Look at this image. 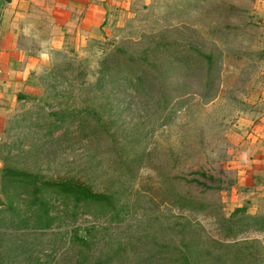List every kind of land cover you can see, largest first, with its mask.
<instances>
[{"label": "rangeland", "instance_id": "obj_1", "mask_svg": "<svg viewBox=\"0 0 264 264\" xmlns=\"http://www.w3.org/2000/svg\"><path fill=\"white\" fill-rule=\"evenodd\" d=\"M116 1L0 131V176L109 204L49 195L46 228L21 208L26 224L0 225V264H264V0Z\"/></svg>", "mask_w": 264, "mask_h": 264}, {"label": "crops", "instance_id": "obj_2", "mask_svg": "<svg viewBox=\"0 0 264 264\" xmlns=\"http://www.w3.org/2000/svg\"><path fill=\"white\" fill-rule=\"evenodd\" d=\"M116 0H0V131L47 60L72 38L104 25ZM253 139L252 173L264 184V142ZM261 175V176H260Z\"/></svg>", "mask_w": 264, "mask_h": 264}, {"label": "trees", "instance_id": "obj_3", "mask_svg": "<svg viewBox=\"0 0 264 264\" xmlns=\"http://www.w3.org/2000/svg\"><path fill=\"white\" fill-rule=\"evenodd\" d=\"M63 114L56 117V121H65ZM58 195L65 198V201L75 199L84 204L92 202L98 206H108L107 197L100 193H95L80 184L67 182H49L39 180L38 176L12 167H3L0 176V225L5 220L18 221L16 223L26 224L28 217L26 211L21 208L26 207L27 213L32 216L34 223L46 226L49 221L47 206V196ZM4 197V200L1 198ZM28 206V207H27ZM24 213V214H23ZM39 227V226H35Z\"/></svg>", "mask_w": 264, "mask_h": 264}]
</instances>
